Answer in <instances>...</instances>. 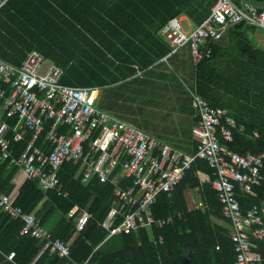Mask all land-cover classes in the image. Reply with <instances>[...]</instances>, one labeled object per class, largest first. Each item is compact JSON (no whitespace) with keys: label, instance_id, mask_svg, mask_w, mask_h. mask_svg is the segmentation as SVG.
Returning <instances> with one entry per match:
<instances>
[{"label":"trees","instance_id":"16d2710c","mask_svg":"<svg viewBox=\"0 0 264 264\" xmlns=\"http://www.w3.org/2000/svg\"><path fill=\"white\" fill-rule=\"evenodd\" d=\"M245 1L264 6V0ZM216 2L8 0L0 9V58L21 65L29 53L37 50L64 70L62 82L65 84L110 86L134 73V63L150 65L155 59L153 53L160 57L172 49L160 36L171 19L184 14L201 24ZM236 2L241 4L243 0ZM239 24L247 37L253 25ZM156 44L159 51L154 50ZM252 47L247 40L234 44L230 53L221 52L215 46L212 58L194 64L198 93L214 107L228 109L236 120L234 140L227 145L243 155L264 151V51L252 50ZM248 56L255 62L240 60ZM8 120L12 156L2 159L0 145V190L10 196L17 195L16 203L25 212L35 213L55 238L71 246L72 252L71 259H65L50 249L44 250L42 240L22 234V219L1 212L0 264H72L87 260L88 264H236L237 253L223 205L212 183L203 182L199 176L203 171L215 178L206 160L197 159L171 193L159 196L154 207L155 216L161 219L177 215L173 224L111 235L124 220L123 216H118L109 228L103 226L117 200L115 187L99 178L84 182L81 164L71 159L65 162L59 171L62 192L43 189L26 173L14 181L19 171L15 159L25 151L33 132L21 130L24 136L17 138L13 128L18 118ZM51 124H47L37 141L47 153L52 148L46 140ZM61 131L67 132L69 128H61ZM132 184L133 180H128L123 185ZM197 188L204 205L190 210L185 192ZM237 193L245 212L260 204L259 197L243 193L239 187ZM75 208L88 210L93 215L82 231L77 229L76 218L69 217V212ZM117 235L121 237L122 249L104 250ZM255 244L253 252L264 256V243L255 241Z\"/></svg>","mask_w":264,"mask_h":264},{"label":"built area","instance_id":"2783aa9c","mask_svg":"<svg viewBox=\"0 0 264 264\" xmlns=\"http://www.w3.org/2000/svg\"><path fill=\"white\" fill-rule=\"evenodd\" d=\"M8 0H0V9ZM247 22L264 30V7L250 1L217 0L211 14L198 26L185 30L179 17L171 19L161 30L174 54L184 47L191 49L193 62L198 64L212 58L211 42L223 38L231 24ZM206 44V47L202 46ZM64 70L49 61L41 52L29 53L21 65L0 58V145L2 159L12 156L8 119L18 118L15 131L33 132L16 165L40 186L62 192L59 171L68 159L81 164L83 181L94 178L111 183L117 198L103 226L109 228L118 216L124 220L112 231L173 224L177 215L157 219L154 207L163 193H171L186 177L197 159L206 160L214 171L209 179L223 205L225 218L230 222V236L237 253L236 264H262L264 256L254 253L255 241L264 243V215L259 204L246 212L238 197L237 187L243 193L258 197L264 175V151L243 155L227 143L234 140L236 120L227 109L214 107L198 93L196 87H187L193 100L198 124L194 134L198 145L194 154L176 149L133 124L123 121L98 105L99 86H73L62 82ZM52 123L46 140L51 151L47 153L37 141ZM67 127L69 131H61ZM200 175L204 173L199 172ZM133 184L124 187V182ZM68 195V192L65 194ZM24 221L22 234L42 240L44 250L50 249L60 257L71 259V246L43 226L35 213L25 212L16 203V197L0 190V213ZM178 216H181L179 213ZM76 218L77 229L82 231L91 218L88 210L78 208L69 212ZM72 262V264H88Z\"/></svg>","mask_w":264,"mask_h":264},{"label":"crops","instance_id":"0c3cea01","mask_svg":"<svg viewBox=\"0 0 264 264\" xmlns=\"http://www.w3.org/2000/svg\"><path fill=\"white\" fill-rule=\"evenodd\" d=\"M179 18L182 24L184 21L187 22L189 27L188 30L200 25L195 23V21L187 15L182 14ZM239 25V23L229 25L221 40L210 43L213 54L215 46L217 47V50L221 52L223 50L224 52L226 51V53H230V49L234 44L246 40L253 46L252 50L260 49L264 51V30L253 26L251 31L248 32L247 37H244L243 29ZM162 39L168 47L171 46L167 40L164 38ZM202 47L205 48L206 44ZM154 48V50L159 51L157 44ZM171 51L172 49L160 57H156L155 53H153L152 56H154L155 59L150 65L134 63L132 66L136 71L127 78L121 77L119 81L110 86H99L101 88L98 105L101 109L120 119H122V117L139 119L138 117L133 116V114L147 113L150 111L149 107L150 104H152V100L139 101L138 99L144 97L146 100L150 97H155L154 95L159 96L160 100L157 105L159 110L157 112L164 114V123L156 121L153 127H151V133L148 134L172 145L176 149L189 154H194L198 145L197 138L194 134V128L198 124V119L195 117L192 96L187 87L197 88L194 72L195 63L193 62L191 49L189 47H184L174 54H171ZM240 60L243 63H245L244 61L247 63L255 62L251 56L244 57ZM117 61L120 62V60ZM224 62L227 65V61ZM137 110L139 111L137 112ZM262 113L264 114V112ZM257 116L259 117V113ZM124 118L122 119L123 121L133 124ZM136 127L139 128V126ZM14 129L15 128H13V131L15 132ZM242 129H244L243 126ZM200 172L204 173L203 175L199 174L201 180L203 182H210L209 179L211 175L207 172ZM22 173L25 172L19 168L14 181H16ZM262 173L264 175V172ZM185 195L190 210L203 207L204 202L198 188L196 190L188 189L185 192ZM12 197L17 198V195ZM258 197L260 201L259 205L261 206L264 215V180L260 186V191H258ZM227 226L231 230V225L227 224Z\"/></svg>","mask_w":264,"mask_h":264},{"label":"rangeland","instance_id":"374dc122","mask_svg":"<svg viewBox=\"0 0 264 264\" xmlns=\"http://www.w3.org/2000/svg\"><path fill=\"white\" fill-rule=\"evenodd\" d=\"M184 27L186 30L189 29L187 22H183ZM155 97H150L148 99L145 100L144 97H140L138 100L139 101H148V100H152V104H150V111H148L147 113H139V114H133V116L138 117L139 119H135V118H124L122 116V119H126L130 122H132L134 125L139 126V128H141L142 130H144L147 133H151V127H153V125L156 123V121L158 122H163L164 123V114L163 113H159L157 112L159 110V107H157L158 105V101L159 96L154 95ZM156 106V108H155ZM139 110H137L138 112ZM123 247V243L121 240V237L119 235L114 236L113 238H111V240L109 241V243L104 247V250H111V249H122Z\"/></svg>","mask_w":264,"mask_h":264}]
</instances>
